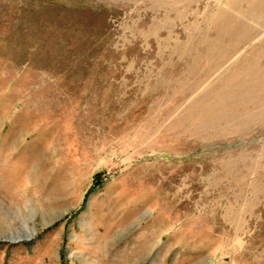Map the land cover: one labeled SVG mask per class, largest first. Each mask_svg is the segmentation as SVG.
I'll return each instance as SVG.
<instances>
[{"label": "rangeland", "instance_id": "374dc122", "mask_svg": "<svg viewBox=\"0 0 264 264\" xmlns=\"http://www.w3.org/2000/svg\"><path fill=\"white\" fill-rule=\"evenodd\" d=\"M0 264H264V0H0Z\"/></svg>", "mask_w": 264, "mask_h": 264}, {"label": "trees", "instance_id": "16d2710c", "mask_svg": "<svg viewBox=\"0 0 264 264\" xmlns=\"http://www.w3.org/2000/svg\"><path fill=\"white\" fill-rule=\"evenodd\" d=\"M101 182H102L101 181V175L97 174L95 177V183H94L93 187L90 189V191H94L98 186H100Z\"/></svg>", "mask_w": 264, "mask_h": 264}, {"label": "bare ground", "instance_id": "6f19581e", "mask_svg": "<svg viewBox=\"0 0 264 264\" xmlns=\"http://www.w3.org/2000/svg\"><path fill=\"white\" fill-rule=\"evenodd\" d=\"M17 164H15V166H16ZM20 172V171H19ZM21 174V173H20ZM24 174H25V172H24ZM26 174H27V172H26ZM23 175V174H22ZM12 241V240H11Z\"/></svg>", "mask_w": 264, "mask_h": 264}]
</instances>
